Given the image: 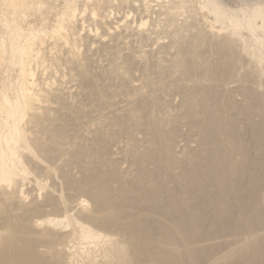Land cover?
<instances>
[{
  "label": "rangeland",
  "instance_id": "374dc122",
  "mask_svg": "<svg viewBox=\"0 0 264 264\" xmlns=\"http://www.w3.org/2000/svg\"><path fill=\"white\" fill-rule=\"evenodd\" d=\"M110 2L106 6L99 0H0V168L7 173L0 180V251L10 238L16 247L26 242L35 245L46 264H113L117 258L127 263L128 237L105 224L114 222L122 228L134 223L137 232L133 235L151 242L142 260L154 264L163 231L181 246L192 237L178 233L163 209L152 212V206L143 200L134 204L136 198L130 197L121 208L115 204L126 198L122 185L136 181L134 157L141 159L147 185L154 192L162 191L153 181L152 163L146 161L154 147L152 122H160L167 145L182 159L205 148L184 115L192 88H215L216 99H208L207 106L221 122L230 116L228 102L243 104L247 91L264 95V0ZM69 9L76 10L71 24L64 20ZM57 34L62 35V42L52 39ZM99 38L105 40L104 46L97 42ZM223 41L229 42L230 48L218 53L217 44ZM29 48L30 59L23 54ZM214 64L227 72L214 73ZM23 66L25 79L21 77ZM84 66L91 80L88 83L80 80ZM24 90L35 98L34 112H26L21 105ZM56 93L61 100L55 98ZM131 112L137 122L147 123L144 129L125 131L121 124H109ZM73 113L78 114V128L61 141L64 145L53 144L49 124H58L60 116L75 117ZM32 115L46 117L44 131L30 126ZM249 128L246 119L238 124L239 133L255 154ZM45 144L55 148L52 157L42 152ZM75 146L84 151L107 148L108 157L100 162V170L108 173L115 169L117 177L109 181L107 200L111 202L102 210L90 194L68 184L67 178L78 181L84 175V163L73 155ZM161 166L169 184L177 170L171 173L164 160ZM141 192L137 189L134 194L140 196ZM18 224L23 234L13 230ZM81 227L99 238L94 243L82 239ZM46 233L55 235L51 248ZM225 241L220 243H231L230 238ZM182 257L180 264H200L187 253Z\"/></svg>",
  "mask_w": 264,
  "mask_h": 264
},
{
  "label": "bare ground",
  "instance_id": "6f19581e",
  "mask_svg": "<svg viewBox=\"0 0 264 264\" xmlns=\"http://www.w3.org/2000/svg\"><path fill=\"white\" fill-rule=\"evenodd\" d=\"M99 2L106 6L111 3L110 0H99ZM74 11L76 10L74 9ZM74 11L73 9L70 11L69 9L64 20L67 19L69 22V20L76 15ZM69 24L71 23L69 22ZM107 34L109 33L107 32ZM53 37L52 39L56 42L61 41L63 38L61 34L54 35ZM79 40L80 38L78 41ZM104 41L100 38L97 40L102 46L105 44L103 43ZM229 48V42L223 41L217 44L215 51L221 53ZM31 52L30 48L23 50L24 56L28 59L32 57ZM73 57L71 59L75 58ZM23 63L25 64V62ZM222 67L221 65V68ZM221 68L220 65L214 64L212 66L214 73L220 70L219 72L224 75L227 69L224 68L222 69L223 71H221ZM25 71V66H23L21 70V77L23 79L26 78ZM87 71V67L84 66V69L80 72V80L85 83H88L90 80ZM53 93L54 92H52L51 95H53ZM56 94L55 98L61 100L59 94ZM215 97V88L212 87L200 89L192 88L190 90L185 100L184 115L188 122L197 129L204 144L202 147L205 148H202L203 150L198 152H192L191 150L192 153H189L182 159H179V155L176 157V153L174 154L167 145L168 142L163 136L160 122L157 120L152 122L150 136L154 143V147L148 151L146 161L152 163L155 170V178L153 181L159 183L162 191L160 193L154 192L152 187L147 185L148 180L146 179V173L144 166L141 164V159L134 157L138 165L136 181L125 186L122 185L123 190L125 189L126 198L118 199V201L115 202L116 206L121 208L125 201L129 202L130 197H133L136 198L132 199L134 204H138L143 200L149 204V206H152V212L163 209V215L171 222L170 224L178 233L185 237H192L190 240H186L185 244L182 243V245H184L181 246L175 244L171 234L163 231L160 238V243L162 245H158L159 249L156 247L158 251L154 264H180V259L183 258L182 255L186 253L191 258L199 259L200 264H264V210L262 206L263 200L260 197L262 192L261 186H263L262 183L264 182V95L260 96L247 91L245 93L246 100L243 104H234L232 101L228 102L226 108L230 111V116L225 122H221L213 117V112L208 109L207 100L216 99ZM21 99L23 101L21 105H24V110L28 113L34 112L35 98L24 90ZM40 105L42 106V104ZM57 107H59V105ZM77 115H75V117L60 116L58 124H49L48 132L50 134V141L53 142V144L64 145L61 144V141H63L70 132H74V130L78 128L79 121ZM37 116L32 115L30 118L28 117L31 123L30 126L33 124L35 128L44 131L43 118L46 117L41 119ZM198 116H202L203 119L198 121L196 119ZM243 119L250 122L249 129L252 133V145L255 152L257 151L258 154H256L257 152L255 154L251 152V145H248L247 139L239 133L238 124ZM50 122H52V120ZM114 122L116 124H121L125 131L141 130L147 125L143 120V123L137 122V117L134 112H131V114L125 117L122 116L118 119H113L109 124H114ZM47 123L49 122H46L45 125H47ZM175 131L176 129L173 130V136L176 134ZM15 132H18V130H15ZM46 144L41 150L47 157H52L56 152L54 150L55 148L46 146ZM175 145L177 144L175 143ZM96 146L98 148L99 145ZM75 147L73 155L75 159L84 163V175L82 179L78 181L67 178L68 184L76 186L90 194L88 196L94 199L98 207L97 209L102 210V208L110 204V200H107V197H109V181L117 177L115 169H111L108 173H104L100 170V162L104 159L106 160L108 157L107 148H101L97 151V149L93 147V149L91 148L92 151H84L85 149L80 146ZM181 156L183 157V155ZM163 160L170 165L171 173L173 169L177 170L172 176L170 174L171 179L169 180V184L165 181L167 179L161 166V161ZM6 175V171L1 169L0 180L4 179ZM137 189L142 191L140 196H135L136 193L134 194ZM17 223H19V220ZM14 227L16 228L13 230H15L17 234L23 232L21 224L15 225ZM105 227H112L120 230L121 233L128 237V241L126 242L129 247L128 262L124 263L121 259L118 260L117 258V261L113 264H146L142 258L151 242L147 238H138L133 235V233L137 232L134 223L119 228L120 226L116 225V223L107 222ZM81 232L82 239L88 240L89 243H94L95 240L99 238V235L84 229V227H81ZM46 236L48 237L46 244L51 248L54 243L53 240L55 235L53 236L52 234L46 233ZM229 238L232 244L228 243L232 245V248L224 252L225 246L229 244H224L223 242H226L225 240ZM220 240H223V242L220 243ZM14 241L15 240L11 241V239L8 238L7 242L3 245L4 250L2 249V251H0V264H46L45 259L38 253L35 245L34 247L31 243L30 245L25 241L26 247L24 245L16 247ZM211 241H214V243L208 244ZM179 246L182 249H176Z\"/></svg>",
  "mask_w": 264,
  "mask_h": 264
}]
</instances>
